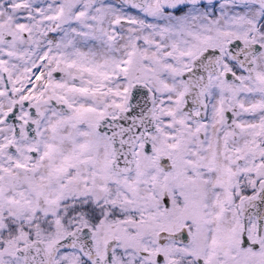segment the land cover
Segmentation results:
<instances>
[{
  "label": "snow or ice",
  "instance_id": "obj_1",
  "mask_svg": "<svg viewBox=\"0 0 264 264\" xmlns=\"http://www.w3.org/2000/svg\"><path fill=\"white\" fill-rule=\"evenodd\" d=\"M0 264H264V0H0Z\"/></svg>",
  "mask_w": 264,
  "mask_h": 264
}]
</instances>
